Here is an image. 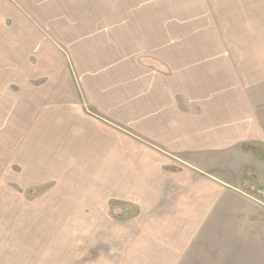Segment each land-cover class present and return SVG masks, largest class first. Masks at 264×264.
<instances>
[{"label":"crops","instance_id":"crops-1","mask_svg":"<svg viewBox=\"0 0 264 264\" xmlns=\"http://www.w3.org/2000/svg\"><path fill=\"white\" fill-rule=\"evenodd\" d=\"M153 1L0 0V176L127 225L110 235L126 264H230V177L264 168L263 95Z\"/></svg>","mask_w":264,"mask_h":264},{"label":"rangeland","instance_id":"rangeland-1","mask_svg":"<svg viewBox=\"0 0 264 264\" xmlns=\"http://www.w3.org/2000/svg\"><path fill=\"white\" fill-rule=\"evenodd\" d=\"M148 6L154 11L164 9L169 26L175 25L174 21L179 24V17H172V14L181 16L183 25H189L184 28V42L209 41L215 42L217 47H225L226 55H230L248 75V82L259 84V94L263 95L260 105L264 124V0H162L149 2ZM200 51L201 54L205 52ZM251 148H255L263 163L264 145ZM13 162L12 156L9 166ZM21 178L0 176V184L6 180L4 187L0 185V264L128 262L127 237L118 241L110 239L113 229L124 228L126 231L127 225L119 228L115 219V224L111 221L113 218L100 219L97 223L86 217L88 210L80 208L78 202H73L70 209L63 208L55 195L52 200L42 192L41 189L46 187L26 190L17 185L16 181L20 182ZM230 179L243 206L238 213L234 208L233 213L226 214L229 221L226 233L231 234L234 241L238 232L245 244L235 248V242H232L231 252H226V262L230 258V264H264V168H250L247 175H235ZM5 186H8L6 193L3 191ZM233 205L236 207V203ZM114 210L110 216L119 219L126 217L129 211L122 210L117 215ZM208 253L212 262H221L216 250Z\"/></svg>","mask_w":264,"mask_h":264}]
</instances>
